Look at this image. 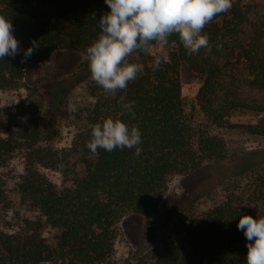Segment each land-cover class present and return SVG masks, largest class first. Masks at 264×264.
<instances>
[{
  "label": "trees",
  "instance_id": "trees-1",
  "mask_svg": "<svg viewBox=\"0 0 264 264\" xmlns=\"http://www.w3.org/2000/svg\"><path fill=\"white\" fill-rule=\"evenodd\" d=\"M107 11L104 0H0V15L12 22L18 40L17 53L0 58V90L17 85L29 65L46 63L57 51L86 54ZM252 12L245 0H232L228 11L204 26L209 45L193 55L181 41L168 59L136 50L128 59L143 64L144 70L115 94H106L94 81V101L84 110L85 126L68 148L45 142L36 119L24 129L12 127L13 120L0 119V164L24 152L17 190L23 202L40 211L59 233L51 246L41 222L27 221L22 230L10 234L0 230V264H116L112 257L117 226L125 217L136 215L151 223L159 216L171 177L193 176L208 163L231 158L224 138L187 117L183 62L203 79L198 102L208 121L260 138L263 147L252 154L264 156V16L254 19ZM177 36L171 34L168 41ZM30 47L31 55L25 56ZM156 57L161 64L153 71ZM121 96L135 102L131 112L118 103ZM244 113L255 115L256 121H234ZM109 116L139 128V156H134L135 148H98L96 153L87 148L92 126ZM45 169L59 171L63 183L55 184ZM244 173L254 174L249 183L241 187L242 178L235 181L227 186L224 200L190 220L178 221L174 237L161 241L136 264H247L246 237L237 224L241 214L264 217V160L236 176ZM4 186L0 184V207L7 201Z\"/></svg>",
  "mask_w": 264,
  "mask_h": 264
},
{
  "label": "rangeland",
  "instance_id": "rangeland-1",
  "mask_svg": "<svg viewBox=\"0 0 264 264\" xmlns=\"http://www.w3.org/2000/svg\"><path fill=\"white\" fill-rule=\"evenodd\" d=\"M252 6V18L264 16V0H245ZM179 35L166 45L154 44L149 52L168 59L169 53L179 45ZM182 91L187 117L196 126L207 127L213 134L224 138L231 150L228 161L208 163L206 170L193 176L175 175L170 178L169 189L164 195L159 216L151 223L146 219L129 215L117 226L112 260L116 264H136L161 241L174 237L175 224L190 220L225 199L227 186L241 179V187L249 183L254 174L237 173L264 160L260 154L263 142L258 137L240 131H228L213 126L202 111L198 94L203 79L183 62L180 67ZM94 80L88 68L87 56L81 52L57 51L46 63L28 66L25 77L15 86L0 90V119L12 127L24 129L31 119H36L44 131L45 142L55 148L71 146L78 130L85 126V108L94 101L90 89ZM26 110L27 115L20 112ZM235 122L256 121L253 114H239ZM24 152L18 151L5 164H0V184L3 183L7 201L0 207V230L15 233L22 230L27 221L41 222L43 235L54 246L58 231L52 229L38 210L23 202L18 192L19 177L24 172ZM48 177L57 185L63 183L59 171L45 169Z\"/></svg>",
  "mask_w": 264,
  "mask_h": 264
},
{
  "label": "clouds",
  "instance_id": "clouds-1",
  "mask_svg": "<svg viewBox=\"0 0 264 264\" xmlns=\"http://www.w3.org/2000/svg\"><path fill=\"white\" fill-rule=\"evenodd\" d=\"M110 11L98 21V37L86 47L91 79L106 94H115L127 87L144 70V65L128 59L136 50L148 51L152 42L166 45L176 33L189 55L209 45L204 26L217 14L232 7V0H104ZM18 40L12 22L0 15V58L14 56ZM33 49L25 51L30 56ZM153 71L160 67L159 57L153 60ZM121 96L118 103L131 112L134 101ZM142 133L135 125L129 126L119 118H102L92 126L87 148L96 153L98 148L108 152L116 148H135L134 156L142 149ZM237 228L246 237L247 264H264V217L241 214Z\"/></svg>",
  "mask_w": 264,
  "mask_h": 264
}]
</instances>
